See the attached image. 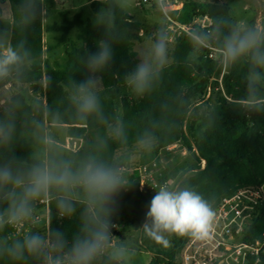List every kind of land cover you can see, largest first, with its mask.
I'll return each instance as SVG.
<instances>
[{
	"label": "clouds",
	"instance_id": "obj_1",
	"mask_svg": "<svg viewBox=\"0 0 264 264\" xmlns=\"http://www.w3.org/2000/svg\"><path fill=\"white\" fill-rule=\"evenodd\" d=\"M96 2L101 7L93 25L102 29L103 36L96 41L98 50L84 60L86 78L69 81L67 100L75 119L95 117L108 124L97 74L113 61L118 18L134 11L137 0ZM40 14L41 0H20L12 19L28 26ZM256 15L264 17V0H258ZM170 35L163 21L148 39L140 61L124 76L130 95L143 98L153 91L168 62ZM186 35L198 53L216 49L217 68L243 69L244 95L239 107L251 115H264V19L240 22L229 9L210 15L206 25L193 26ZM31 55L23 39L13 43L7 32L0 31V82L26 79ZM23 107L17 97L0 114V264H134V242L113 234L116 198L133 184L128 176L131 154H123L118 161L105 158L107 139H98L82 153L66 152L54 138L46 137L43 122L34 117L24 122V128L31 129L25 137L18 128ZM53 116L59 119L60 113ZM106 131L108 139L121 144L129 141L123 118L114 119ZM159 142L158 133L149 129L134 139L140 154H150ZM18 143L30 144L26 157L16 156ZM176 176L174 184L156 189L145 222L136 230L164 245L173 234L210 239L216 216L212 201L186 182L183 169ZM43 200L50 201L56 218L77 220L71 241L52 222L45 225L37 220Z\"/></svg>",
	"mask_w": 264,
	"mask_h": 264
},
{
	"label": "trees",
	"instance_id": "obj_2",
	"mask_svg": "<svg viewBox=\"0 0 264 264\" xmlns=\"http://www.w3.org/2000/svg\"><path fill=\"white\" fill-rule=\"evenodd\" d=\"M9 2L13 13L20 0ZM142 2L137 0L138 4ZM94 5L97 10L101 7L97 2ZM41 8L42 14L28 26H19L13 19L5 20L3 14L0 15V31L10 32L13 43L23 39L32 53L30 74L22 81L18 80V83L31 85L33 91L45 100L44 106L32 105L20 90L15 91L12 99L18 97L24 106V115L18 119V128L25 133V137L31 131L30 128H24L25 121L34 117L45 126L47 119L58 120L69 125V136L72 139L83 142L78 151L69 153H82L96 145L98 139H107V150L103 155L112 161L119 160V152L133 149L136 135L145 129L159 135L160 142L155 152L183 140L191 149H197L199 158L206 162L204 169L188 174L186 182L212 201L214 210L223 199L236 191L264 183V115H251L239 107L244 95L242 68L230 70L229 74L223 76L221 83L223 69L217 68L215 60L209 57L210 51H194L184 34L177 39L171 55L173 62L164 68L153 91L143 98L122 99L120 115L117 106L119 89L125 87V74L139 62L135 46L142 39L141 23L134 21L129 14L123 15L117 21L118 43L114 45L113 61L105 72L97 74L103 112L108 124L95 117L77 120L67 100L68 83L70 80L86 78L88 73L84 60L88 54L98 50L96 41L102 38L103 31L95 28L91 19H83L81 14H77L72 21L67 20L66 25L45 26L42 0ZM228 10L220 0L208 4L190 0L184 4L179 20L187 24L195 17ZM75 28L80 32L78 39L82 45L69 54L65 67L55 69L47 62L42 64L44 32H61V41H64ZM11 82H0V90ZM9 102L0 104V114ZM56 112L60 113L59 119L53 116ZM120 118H123L129 133L127 144L108 139V126L114 119ZM27 147L30 144L18 143L15 147L16 156L26 157ZM128 176L133 184L126 190L125 197L131 205L141 207L147 197L139 191L138 176L135 173H129ZM49 211V223L52 222L53 228L64 231L71 241L77 229V220L56 218V210L50 201ZM263 232L264 216H261L255 220L249 237H258ZM167 238V246L155 241L159 248H149L153 254L151 264H179V257L189 236L173 234Z\"/></svg>",
	"mask_w": 264,
	"mask_h": 264
},
{
	"label": "rangeland",
	"instance_id": "obj_3",
	"mask_svg": "<svg viewBox=\"0 0 264 264\" xmlns=\"http://www.w3.org/2000/svg\"><path fill=\"white\" fill-rule=\"evenodd\" d=\"M42 1L43 23L45 26L66 25V21H72L77 14H81L83 19H91L93 23L94 14L99 10H97L94 5L96 0ZM191 1L198 4H208L213 0ZM188 2H190V0H185L183 1V4ZM220 2L225 4L227 8L231 10L234 17L240 22H245L253 18H255L257 22L264 19V17L256 15L258 0H220ZM0 3V5H3L2 8L5 10L3 18L5 20H12V11L9 0L7 7L4 6L5 0H0ZM129 15H131L134 21L139 22L142 25V30L140 31L142 39L137 42L135 46V51L137 52L138 59L140 61L148 39L154 36L163 21L167 22V28L171 25V23L168 22V19L165 17L157 4H145L143 2L141 4L137 3L134 11L130 12ZM178 22L188 28H192L193 26H203L207 23L204 16L195 17L192 22L187 24L180 21L179 18ZM79 33V30L75 28L70 31L64 41H61L63 33L45 31L43 35L44 55L42 64L47 62L55 69H63L67 63L69 54L82 45V42L78 39ZM7 34L9 40H11V33L7 32ZM170 42L172 47L167 65L165 67L169 66L173 62L171 55L176 43L171 40ZM209 51V57L212 55V58L216 60V50H212L210 48ZM31 64L32 63H30V65ZM229 72L230 70L228 68L223 69L220 77L221 83L223 81V76L229 74ZM100 89V85L98 84V91H100ZM17 90L22 92L28 103L32 105L37 104L39 106L45 105L44 98H42L40 94H36L31 85H21L18 83V80H12L11 83L0 90V104L5 103L6 101H11L15 91ZM124 98L129 100L137 99L129 94L126 87L120 88L117 99V106L120 115L122 113L120 103ZM29 133H27L26 137H28ZM45 133L46 137L54 138L57 145L62 147L66 152L78 151L83 143L82 140L72 139L69 136V125L61 123L58 120L47 119ZM48 142L51 143L52 140L48 139ZM123 154H131L132 157L129 173H135L136 176H138V169L146 167L148 180L152 186H158L156 189H158L162 185V182L165 181L168 182L167 184L169 185L174 184L177 179L176 174L178 170L183 169L184 174L187 176L193 171L204 169L206 166V162L203 163V160L199 158L197 149H191L183 140L162 148L157 152L154 150L150 154H140L134 147L133 149L119 152L118 158L120 159ZM125 193L126 191H122L116 198V211L113 215V223L116 227L113 228V234L120 238L127 237L134 242L136 248L134 264H151L153 254L149 251V248H156L157 244L153 238H150L144 232L136 229L141 228L145 222L148 206L155 193L154 191H151V187L147 188L144 193L147 197V201L138 208L129 203L128 199L125 197ZM38 213L37 220L45 225L49 224V200L39 204ZM150 239L152 241H149ZM157 248H159V246Z\"/></svg>",
	"mask_w": 264,
	"mask_h": 264
},
{
	"label": "built area",
	"instance_id": "obj_4",
	"mask_svg": "<svg viewBox=\"0 0 264 264\" xmlns=\"http://www.w3.org/2000/svg\"><path fill=\"white\" fill-rule=\"evenodd\" d=\"M142 1L159 6L171 23L168 30L174 43L191 29L178 22L185 0H161L160 3L157 0ZM204 17L208 21L209 17ZM138 172L139 191L145 193L151 187L155 193L158 186H152L149 182L147 168L141 167ZM165 183L168 182H162V185ZM214 211L216 216L211 238L200 241L189 237L179 264H264V232L258 237H249L255 220L264 216V183L236 191L223 199Z\"/></svg>",
	"mask_w": 264,
	"mask_h": 264
},
{
	"label": "crops",
	"instance_id": "obj_5",
	"mask_svg": "<svg viewBox=\"0 0 264 264\" xmlns=\"http://www.w3.org/2000/svg\"><path fill=\"white\" fill-rule=\"evenodd\" d=\"M7 4H9V3H8V0L4 3V6L7 7ZM1 7H3V5H1ZM2 10H3V17H4L5 10H4L3 8H2ZM7 85H8V84H7ZM7 85H6V86H7ZM6 86H5V87H6Z\"/></svg>",
	"mask_w": 264,
	"mask_h": 264
}]
</instances>
